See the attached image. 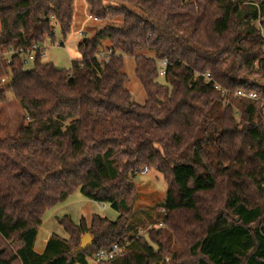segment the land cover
Listing matches in <instances>:
<instances>
[{
  "label": "trees",
  "instance_id": "trees-1",
  "mask_svg": "<svg viewBox=\"0 0 264 264\" xmlns=\"http://www.w3.org/2000/svg\"><path fill=\"white\" fill-rule=\"evenodd\" d=\"M85 1L91 17L121 23L81 41L71 70L41 60L23 70L14 56L0 74V105L11 93L25 114L16 137L0 127V264H92L126 242L100 264H264V0ZM75 3L0 0V54L45 45L56 26L66 38ZM125 58L143 105L125 88ZM144 168L168 190L146 215L165 227L141 236L130 223ZM77 191L118 219L66 217L68 239L36 253L45 213ZM87 233L93 246L73 254Z\"/></svg>",
  "mask_w": 264,
  "mask_h": 264
},
{
  "label": "rangeland",
  "instance_id": "rangeland-1",
  "mask_svg": "<svg viewBox=\"0 0 264 264\" xmlns=\"http://www.w3.org/2000/svg\"><path fill=\"white\" fill-rule=\"evenodd\" d=\"M104 3L107 5V0H104ZM120 23L121 19L99 21L91 17L86 1L76 0L71 32L64 38L60 28L58 26L55 27V36L52 37L53 39L46 41L47 57L43 60V63H50L60 70H71L73 62L80 60L77 46L81 41L86 38H92L98 30L107 25H119ZM53 42H63L64 46L57 47ZM148 55L152 57V54ZM99 60L101 62L104 61L103 58ZM32 67L29 66L28 70L32 69ZM123 72L127 76L125 88L130 92L132 101L135 104L143 105L146 102V95L135 76V64L132 58H125ZM159 82L163 83L164 81L160 79ZM7 98V103L0 105V127L6 133L16 137L25 122V114L11 93L8 94ZM0 136H3V133H0ZM145 169L141 170V172ZM147 169L149 170L147 174L142 175L140 173L135 179L137 198L134 201L135 214L130 223L133 229L132 234L138 232L141 236L146 235L151 229H162L158 225L161 222L164 224L163 219L156 224H149L146 223L148 222L146 215L150 212L154 213L152 208L165 200L168 190V182L165 177L154 169ZM93 216H100L112 222L119 217L118 213L112 210L109 205L87 200L77 191L66 203L45 213L43 225L40 228V237L56 235L60 238L68 239V234L59 224V220L67 217L74 225H79L82 220H85L89 225ZM151 226H154V228H151Z\"/></svg>",
  "mask_w": 264,
  "mask_h": 264
},
{
  "label": "built area",
  "instance_id": "built-area-1",
  "mask_svg": "<svg viewBox=\"0 0 264 264\" xmlns=\"http://www.w3.org/2000/svg\"><path fill=\"white\" fill-rule=\"evenodd\" d=\"M53 35L55 36V30L53 31ZM50 38H48L49 40ZM53 44L57 47L64 46L63 42H53ZM46 45V44H45ZM41 45V44H34L32 45L29 49L24 50V49H18V50H12L9 53L6 54H0V74L3 71V66L4 64H10L11 63V58L14 56H20L23 58V70H28L29 66H33L37 60L43 61L47 55H46V46ZM166 68H167V63L166 61H162L159 63V69H160V78L165 77L166 75ZM204 79L208 84L213 85L214 89L219 92L222 96L227 97L230 95V92L227 90L223 89L220 85L215 83L211 77L210 74H206L203 76ZM9 80L7 79H2L1 83L5 84ZM236 98H247L250 100H257V96L255 94H246L242 91H237L234 92L233 94ZM148 169L146 168L143 172H140L142 175H145L148 173ZM139 173V174H140ZM138 174V175H139ZM165 213V211H162ZM160 228L164 227L163 222H161L158 225ZM151 228H154V226H151ZM130 245L129 242H126L124 245L121 244H115L112 246L111 249L109 250H103L98 253L97 256H95L92 260V264H100L104 262H111L117 258L122 257L126 250L127 247Z\"/></svg>",
  "mask_w": 264,
  "mask_h": 264
},
{
  "label": "water",
  "instance_id": "water-1",
  "mask_svg": "<svg viewBox=\"0 0 264 264\" xmlns=\"http://www.w3.org/2000/svg\"><path fill=\"white\" fill-rule=\"evenodd\" d=\"M10 81L6 82L5 85H9ZM94 244V240L92 238V236L90 234H85L80 242V246L74 250L73 254L79 253V252H84L86 250H88L89 248H91Z\"/></svg>",
  "mask_w": 264,
  "mask_h": 264
},
{
  "label": "crops",
  "instance_id": "crops-1",
  "mask_svg": "<svg viewBox=\"0 0 264 264\" xmlns=\"http://www.w3.org/2000/svg\"><path fill=\"white\" fill-rule=\"evenodd\" d=\"M49 239H50V235H45L40 237V229H39L38 236L34 246L36 253L43 254L45 252Z\"/></svg>",
  "mask_w": 264,
  "mask_h": 264
}]
</instances>
